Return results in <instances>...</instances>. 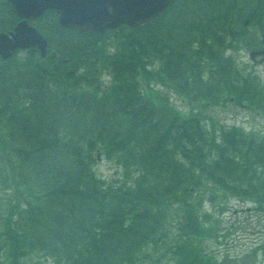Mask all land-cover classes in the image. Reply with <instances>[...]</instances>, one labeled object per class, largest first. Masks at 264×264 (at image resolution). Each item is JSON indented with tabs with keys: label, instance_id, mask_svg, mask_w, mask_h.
I'll list each match as a JSON object with an SVG mask.
<instances>
[{
	"label": "trees",
	"instance_id": "obj_1",
	"mask_svg": "<svg viewBox=\"0 0 264 264\" xmlns=\"http://www.w3.org/2000/svg\"><path fill=\"white\" fill-rule=\"evenodd\" d=\"M238 1L175 0L103 34L47 12L45 55L0 56V264H246L219 228L232 199L264 212V137L201 108L221 87L264 106L232 52L254 44ZM16 21L0 0V31ZM104 157L117 175L98 173Z\"/></svg>",
	"mask_w": 264,
	"mask_h": 264
},
{
	"label": "rangeland",
	"instance_id": "obj_2",
	"mask_svg": "<svg viewBox=\"0 0 264 264\" xmlns=\"http://www.w3.org/2000/svg\"><path fill=\"white\" fill-rule=\"evenodd\" d=\"M247 1L248 8L244 10L245 17L242 21L245 19L249 20L248 36L249 38L251 37L254 44L249 47L241 43L232 52L239 68L257 75L261 93L264 95V56L257 55L253 60L249 55L251 50L264 48V13L262 10L256 9L257 0ZM244 4L245 0H239L237 3V5ZM107 79V76H105V80ZM169 89L168 87L159 90L168 93L167 90ZM220 91V96L217 100H212L210 105L201 106L203 110L205 108V119L208 120L210 118L215 120L214 128L216 130L224 125L226 127L239 128L248 135L264 137V106L256 109L250 106L247 101L241 102L242 104H240L234 98L225 96L230 91L224 90V87H221ZM169 93L176 92L170 90ZM184 102L181 100V97L175 99L178 107L183 111H187L188 108L184 105ZM96 169L103 178L117 175L116 172L120 171V168H117L115 162L109 161L105 157L99 160ZM251 205V203H243L235 199L231 200V209L225 212L224 227L219 228L225 233V237L221 239L223 244L219 247L222 249L221 253L231 255L230 261L231 258H234L240 259L246 264H264V212L258 214L253 213ZM254 249L257 250V262H252V252ZM243 257L245 259H242ZM231 264L235 263L231 261Z\"/></svg>",
	"mask_w": 264,
	"mask_h": 264
},
{
	"label": "water",
	"instance_id": "obj_3",
	"mask_svg": "<svg viewBox=\"0 0 264 264\" xmlns=\"http://www.w3.org/2000/svg\"><path fill=\"white\" fill-rule=\"evenodd\" d=\"M18 14L24 17L8 33L0 34V54L10 56L18 47L37 45L45 53L47 41L27 19L38 17L48 9L59 13L62 25L74 29L103 33L126 23L141 25L155 19L173 0H10ZM264 50L251 51L254 58Z\"/></svg>",
	"mask_w": 264,
	"mask_h": 264
},
{
	"label": "flooded vegetation",
	"instance_id": "obj_4",
	"mask_svg": "<svg viewBox=\"0 0 264 264\" xmlns=\"http://www.w3.org/2000/svg\"><path fill=\"white\" fill-rule=\"evenodd\" d=\"M263 3H264V0H263ZM261 10V9H260ZM258 12H260V11H258ZM262 12L264 13V10H262Z\"/></svg>",
	"mask_w": 264,
	"mask_h": 264
}]
</instances>
